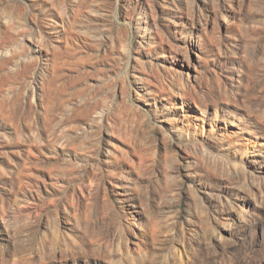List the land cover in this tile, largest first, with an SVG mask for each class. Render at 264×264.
Returning <instances> with one entry per match:
<instances>
[{
  "label": "rangeland",
  "instance_id": "obj_1",
  "mask_svg": "<svg viewBox=\"0 0 264 264\" xmlns=\"http://www.w3.org/2000/svg\"><path fill=\"white\" fill-rule=\"evenodd\" d=\"M0 264H264V0H0Z\"/></svg>",
  "mask_w": 264,
  "mask_h": 264
}]
</instances>
